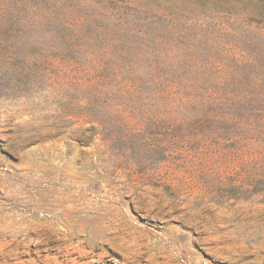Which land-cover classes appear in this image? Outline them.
<instances>
[{"label": "rangeland", "instance_id": "rangeland-1", "mask_svg": "<svg viewBox=\"0 0 264 264\" xmlns=\"http://www.w3.org/2000/svg\"><path fill=\"white\" fill-rule=\"evenodd\" d=\"M217 2L242 21L261 9L259 0H57L54 8L78 29L81 18L130 8L134 26L167 14L173 30L193 33L230 15ZM250 28L247 42L264 20ZM219 33L215 25L212 40L231 47ZM88 79L37 40L0 39V264H264V182L249 181L255 156L181 147L167 116L150 106L124 116L98 108V122H89ZM92 125L96 135L79 141L78 129Z\"/></svg>", "mask_w": 264, "mask_h": 264}, {"label": "trees", "instance_id": "trees-1", "mask_svg": "<svg viewBox=\"0 0 264 264\" xmlns=\"http://www.w3.org/2000/svg\"><path fill=\"white\" fill-rule=\"evenodd\" d=\"M49 1L52 7L45 10L29 6L26 0H1L0 39L37 40L44 54L59 55L84 67L90 83L85 103L89 122H98L102 113L98 108H108L104 112L108 116L114 115L112 111L124 116L150 106L156 114L167 116L181 147H227L229 154L253 155L252 167L258 174L249 176V181L264 182V52L257 46L260 41L264 46V32L249 42L243 36L250 33L252 22L264 20V0H259L260 10H247L251 17L244 21L233 17L235 10L217 2L215 7L230 15L219 17L220 23H199L193 33L186 26L182 33L176 32L169 15L160 14L148 20L158 25L155 36L149 32L155 25L134 26L130 8L81 18L78 29L72 18L54 8L57 0ZM97 15L107 20L105 29L95 27V32H89L91 21L100 19ZM215 25L219 35L234 40L231 47L212 40ZM129 35L132 40L126 39ZM233 48L242 51L240 56ZM78 130L82 142L96 135L94 125ZM119 136L110 140L118 141Z\"/></svg>", "mask_w": 264, "mask_h": 264}]
</instances>
